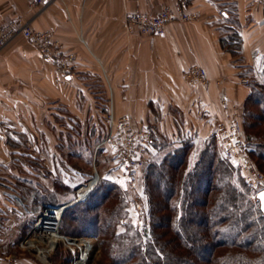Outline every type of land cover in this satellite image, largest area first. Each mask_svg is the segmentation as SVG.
I'll return each mask as SVG.
<instances>
[{
    "label": "crops",
    "instance_id": "0c3cea01",
    "mask_svg": "<svg viewBox=\"0 0 264 264\" xmlns=\"http://www.w3.org/2000/svg\"><path fill=\"white\" fill-rule=\"evenodd\" d=\"M30 3L0 0V27L12 19L31 20ZM169 4L173 0L55 2L33 19L32 27L51 31L65 52L77 57L65 78L58 76L52 59L22 37L1 53L0 264H10L7 258H13L11 264H28L10 253L27 234L28 214L37 206L9 186L17 177H40L37 164H48L36 154L27 156V142L36 153L48 154L55 168L60 140L97 135L112 111L116 119L131 116L136 127L156 129L164 142L179 147L188 136L198 141L214 133L223 99L239 107L250 95L241 78L249 72L260 78L264 68V1L191 0L188 12L196 20L170 24L157 38L128 33V13L155 16ZM225 27L241 33V56L222 49ZM193 66L206 70V88L188 84L185 71Z\"/></svg>",
    "mask_w": 264,
    "mask_h": 264
},
{
    "label": "trees",
    "instance_id": "16d2710c",
    "mask_svg": "<svg viewBox=\"0 0 264 264\" xmlns=\"http://www.w3.org/2000/svg\"><path fill=\"white\" fill-rule=\"evenodd\" d=\"M240 34L236 28L225 27L221 37L222 49L234 57L242 54ZM244 77L249 80L250 95L238 108L245 145L250 159L264 171V68L260 78L251 72ZM108 133L107 126L100 144ZM148 133L151 142L144 155L149 158L141 173L142 186L137 188L147 205L144 224L130 221L132 188L113 150L103 145L96 150L98 157L110 153L126 185L101 180L86 200L64 212L61 229L101 237L106 264H264L261 202L241 170L223 155L217 131L206 140L188 136L179 147L164 142L156 129ZM38 169L40 177L33 173L17 177L11 188L40 209L44 204L62 207L73 200L68 186L47 171L54 184L49 186L42 181L46 170ZM45 225L40 235L53 239L54 224ZM25 228L29 230V222Z\"/></svg>",
    "mask_w": 264,
    "mask_h": 264
},
{
    "label": "built area",
    "instance_id": "2783aa9c",
    "mask_svg": "<svg viewBox=\"0 0 264 264\" xmlns=\"http://www.w3.org/2000/svg\"><path fill=\"white\" fill-rule=\"evenodd\" d=\"M57 1L59 0H31L30 9L34 12L31 20L20 22L12 19L1 26L0 55L16 39L22 37L32 44L41 55L54 61L56 73L60 78H65L73 73L77 63V57L73 54L66 53L64 46L54 39L51 31H36L32 27L33 19L41 15L44 11L46 12ZM254 1L256 3H262L264 0ZM190 2L191 0H173V4L165 6L155 16L144 13H128L124 19L125 27L130 34L156 38L162 37L166 35L167 28L170 24L189 23L196 20V17L188 12ZM207 77L206 70L200 66H193L185 71V78L192 87L206 88L209 84ZM241 85H249V80L241 78ZM219 105L217 109L218 122L216 124V131L221 141L223 155L241 170L247 184L252 189L257 190L256 195L258 196L261 192H264V175L259 172L254 161L250 159L247 153L245 132L239 108L231 104L228 99H223ZM133 121L134 119L131 116H123L118 120L114 113L109 111L105 122L109 128V133L106 136V140L97 149L106 145L113 150L122 171L127 177L130 187L135 188L138 186L139 176H141L146 166L144 150L150 146L151 135L144 129L136 127ZM98 182L94 189L99 184ZM91 192L82 198L77 196V198L79 197L80 203L86 200ZM66 206H63V209L48 205L42 206L34 228L31 229L28 236L21 242V246L28 239L27 244H31V242H34V239L36 240L41 237L39 231L42 227L41 224L44 223L46 218L51 217L56 223L55 229L60 239L59 242L66 243L68 249L71 251V264H90L92 262L90 259L94 248L90 249V251L86 248L84 249L82 241H87L91 237H85L81 241L70 240L63 237L60 233L61 220ZM48 248L51 249L49 246ZM53 250L51 249V251ZM6 260L8 263H12V259L7 258Z\"/></svg>",
    "mask_w": 264,
    "mask_h": 264
},
{
    "label": "rangeland",
    "instance_id": "374dc122",
    "mask_svg": "<svg viewBox=\"0 0 264 264\" xmlns=\"http://www.w3.org/2000/svg\"><path fill=\"white\" fill-rule=\"evenodd\" d=\"M107 114L108 113H106V116ZM105 122L102 123L100 130L101 132L99 131L97 135L92 134V136L87 135L85 137H79L77 135L74 136V138L66 137V136L63 137L60 140L61 142L60 144H62L63 148H60L59 153L55 155L57 156V161H56L57 167L55 168L53 167V164L49 162L50 160L48 158L49 156L48 154H42V155L38 154L35 151V147L33 143L31 142L26 143L27 154H28L27 156L33 159L36 154L37 156H41L45 167H46L45 162L48 164L47 165L48 167L44 168L46 171L43 170L45 171V173L43 174L42 181H44L46 184L52 187L53 184L52 179L49 180V178H47L48 176L47 171H50L59 180V184L63 183L62 184L63 186L66 185V187L68 186L72 190V194H74V198L68 203H65L64 206L69 205L70 202L72 203L76 201L78 199L77 196L80 195V192L86 187H87L86 190H89L90 192L94 189L96 183L98 182L97 178H95L96 172L99 175L98 183H100L101 180L108 179L113 182L120 181L121 184L126 185V182H124L122 177H120L119 171L117 170L116 167H114L117 166V163L116 162L112 163L111 154L106 151L103 155H100L98 157L96 150H98L97 148L100 145L99 142L101 140V137L105 134V129L107 128V123ZM134 125L136 126L135 122ZM147 159L148 158L146 157V164H147ZM39 166L40 163L37 164L38 168ZM258 170L264 175V171L260 169ZM9 187L11 189V185ZM59 187L61 186L58 185V188ZM138 187L140 186H136L135 188L130 187L132 188L133 191L134 202L129 206V211H130L129 219L135 225L142 226L145 222L143 211L146 209L147 205L143 197V194L141 193L142 191H140L141 188L139 190L137 189ZM254 191L257 192L256 189H254ZM45 205L46 204L42 206ZM61 208L63 209V206ZM39 210L37 208V211H35V213H33L32 211L31 212L32 214L30 213L28 214L27 221L29 222V230L27 231V234L20 240L17 249L15 251L11 250L10 254L16 252L15 255L27 259L28 264H71V251L68 249V245L66 243L59 242L60 241V239H58L59 236L57 237L54 236L53 239L52 238L47 239V237L40 235L41 237L37 238L36 240L34 239V244H27L29 241L28 239L21 246V242L28 236V233L31 231V229L34 228L40 214ZM75 229L77 228L75 227ZM60 233L63 237H66L70 240L81 241V239L85 237L88 238L91 237V239L93 238V240L95 241V243L93 244L89 242H85V240L82 241L84 244L83 246L84 249L86 248L90 251V249L94 248L93 254L90 259V261L92 262L90 264L108 263L104 261L105 244L101 237L92 234L74 235L71 232H64L61 229V225H60ZM76 244L78 245V243ZM48 246L54 250L51 251V249H49ZM199 255L202 258L206 257L205 254L203 253H199ZM67 257H69V259H67Z\"/></svg>",
    "mask_w": 264,
    "mask_h": 264
},
{
    "label": "bare ground",
    "instance_id": "6f19581e",
    "mask_svg": "<svg viewBox=\"0 0 264 264\" xmlns=\"http://www.w3.org/2000/svg\"><path fill=\"white\" fill-rule=\"evenodd\" d=\"M54 221H55V220H53V218H51V217L46 218L45 221H44V223L41 224L42 227L39 229V231L42 232V233H44V230H45L44 228H45V226H46L45 224H46L47 222L54 224V227H55L56 223H55ZM50 226H52V225H50ZM54 229H55V228H54ZM56 233H57V231H56V229H55V231L52 232V234H53L52 236H53V237H54V236L57 237L58 235H57ZM58 239H59V238H58ZM85 242H89V243H91V244L95 243V241L93 242V240H91V239H89V240H87V241H85Z\"/></svg>",
    "mask_w": 264,
    "mask_h": 264
},
{
    "label": "water",
    "instance_id": "95a60500",
    "mask_svg": "<svg viewBox=\"0 0 264 264\" xmlns=\"http://www.w3.org/2000/svg\"><path fill=\"white\" fill-rule=\"evenodd\" d=\"M95 178H97V181H98V179H99V175H98V173L96 172V174H95ZM258 199H259V195H258ZM260 201V200H259ZM80 201H79V198L76 200V201H74V202H72V203H70L69 205H67L65 208H64V212L68 209V208H70L71 206H73V205H75V204H77V203H79ZM261 202V201H260ZM261 209H262V211H263V213H264V205H262V203H261Z\"/></svg>",
    "mask_w": 264,
    "mask_h": 264
},
{
    "label": "snow or ice",
    "instance_id": "6c2138e0",
    "mask_svg": "<svg viewBox=\"0 0 264 264\" xmlns=\"http://www.w3.org/2000/svg\"><path fill=\"white\" fill-rule=\"evenodd\" d=\"M259 200L261 201L262 205H264V192L259 194Z\"/></svg>",
    "mask_w": 264,
    "mask_h": 264
}]
</instances>
